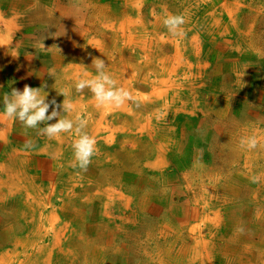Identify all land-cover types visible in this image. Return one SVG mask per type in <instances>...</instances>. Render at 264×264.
Masks as SVG:
<instances>
[{"label":"rangeland","instance_id":"rangeland-1","mask_svg":"<svg viewBox=\"0 0 264 264\" xmlns=\"http://www.w3.org/2000/svg\"><path fill=\"white\" fill-rule=\"evenodd\" d=\"M15 1L16 0H8L4 2H6L8 5H11ZM43 2H45V5L51 7L55 18L61 19V22L57 23L58 26L56 25V31H54L52 34L53 37L47 40L42 38L44 33L50 29H48V25L39 22H32V24H30V26L34 27V29L30 31L26 38L23 36V32L25 30L24 27L19 28V30L17 28H12L14 26L12 25L11 27L4 28L2 31H0V34H2L1 36L7 34L15 41V43L19 41V48L21 49L18 48L19 50L16 51L18 54L17 57L15 56L12 59L22 72L21 75L19 74L13 77L14 74H11L13 71L11 69V65L14 62L11 63L10 69L8 71L9 73L7 72L9 75L8 80L7 82L4 80L3 85H0V95L11 91L8 88V85L5 84L13 85V87H17L18 90H22L23 87L27 85L32 88H41L42 91L47 93L46 101L57 99L56 102L59 104L63 101L62 95H59L63 91L67 93L64 97V101L70 103L73 107L71 112L66 114L62 113V115H66L67 118L74 120L76 118H83L86 121V126L87 122H90L91 125L94 126L99 119V112H95L94 118H92L91 116H87V111H85L83 106H81L82 103H87L88 100H90V103H93L95 101L93 95L87 89L83 91L84 94L82 92L77 93L74 88V82L78 78H90L95 74V70L92 67V60L94 58H100L99 56L93 54L98 50L87 48L86 51L80 48L81 42H83L84 38L91 34L90 33L87 36H84V38L83 35L80 36V33L83 30H86V32L89 30V27H87L88 24L86 23V16H88V14L89 16H92V14H90L91 11L89 13L87 10L89 6L88 4L90 3H88V0H43ZM137 2H134L133 0L131 5L128 4L125 7H122L123 9L117 7V5L120 4L114 2L115 7L114 11H111V17L116 20L117 23L114 22L116 26L114 29H111L108 26L107 28L99 27L102 28L101 31L98 30L101 34L95 36V38L100 40L104 48H106L107 52L105 56L107 57L100 54V59L105 61L106 71H108L110 74L113 72H111L109 68V65L111 64L109 62L114 61L118 66L120 61L122 62L126 60L131 55L129 53L130 51L123 43L122 31L125 30L126 32V28H123L121 24L124 21V15L126 19L129 18L130 21L132 20V23L136 22L140 24L143 21L144 24H147L146 28L151 34L153 32L159 33L164 30L165 27L162 21L167 15L179 14L183 15L186 19L189 16H187L185 12L186 10L190 9V16L193 15V17L191 20L188 19V25L192 24L194 27L197 25V29L190 31V33L187 35L186 46H189L191 40L193 43L197 41L196 43L201 47L202 55L195 58V56H189L187 52H181V64L187 63L188 68L182 72L180 69H178L180 72L177 75L165 74L163 77L170 81L168 83L166 82L165 85L160 87L164 90L167 87L169 88L173 82H176L179 87L182 85L183 88L187 85H191L192 88H195L203 93V96L201 97L202 101H200L201 106L198 104V109L190 106L188 109L190 110L189 115L179 114L174 117L171 116L168 118L169 120L167 119L169 122L164 119V122L162 121L159 124L158 129L159 133L162 135L161 139H159L157 133L155 136H152L151 139H148V141L147 139L143 138V136H140L138 132L129 136L128 140V137L125 138L122 134H118L116 136V141L107 146L103 140H101L102 143H98V141H100L99 138H102L103 134L99 131V129L101 130L100 126H94V128L98 129L99 131L96 136H93L94 139L98 140L95 141L96 145L98 146L97 148L99 149L91 158V163L88 165L87 170L80 169L79 171L74 172L61 171L65 176L64 184L61 182L60 177H56L55 174L51 176L52 179L50 183L47 181L50 177H41L40 174H44V172L48 171L51 172L53 170L48 168L49 165L46 159L50 156L47 153L54 151L56 152L54 147H56L57 141L59 139L62 140L60 144L61 149L72 153V149L70 147L75 138L74 134L72 132L61 133L59 136L49 139L46 136L39 135L36 129H24L25 127H23L20 122H14L6 117L1 116L0 114V233L5 235L10 233V235H12L18 229L20 230L19 235L24 233H26V235L29 234L28 236L31 237L30 241H33V236L35 234V228L33 224L22 223V225H20L18 222L12 221L13 216L9 219L11 213L15 216L14 209H10L13 201L18 202V199H24V195H27V192H25V187L30 193V196L34 195V198L31 200L52 201L47 195H45L49 192L48 188H54L55 190L53 191L55 192L56 198H58L57 195L60 194V192L66 194H72L73 192L75 194H77V192L79 193L81 190L79 189L80 184L84 183L90 193L95 192V195H93L94 199H89L86 193H82V197L80 198L82 201L73 200L74 198H72L66 205V208L69 209V211H65L62 214L60 213V215L56 214V217L53 219V221H56L60 218L63 219L65 228L67 230L69 229L67 231V235L70 233V237L73 240H76L74 242L76 246H79L82 242L78 241V233H82V235L86 236L90 241L94 240L96 237V224L99 222V214H97V209L99 205L105 203V187L101 185V182L106 171H108L109 168H112L114 171H116L113 177L116 180L112 181L113 183L111 187L121 184L122 186H126L129 189L133 188L135 190L139 187H143L145 176H147L150 180L153 179L154 176L157 187L146 188L147 186L145 185L142 188V191L137 192L138 195L141 192L146 193V197L148 198V201H150L147 206L145 204L141 207V210H143L145 213L144 218L141 219V215L138 212L139 206L138 204H134V202L131 204L129 203L126 206V210L128 211L126 214H119L115 212L112 216L113 219H117L114 220L116 225L120 224L122 220L129 219L128 217L137 218V221H141L142 223L141 226H138L141 229H145V226L148 225L147 234L146 229L144 233L142 231L139 232L138 230L135 231L134 227H129L128 222L124 229L123 227L121 229H117L115 225L112 224L113 221H111L109 227H105L97 233L96 239H98L97 241H99L101 246L103 245L102 247L104 248L102 249H105V252H98L97 264H103V260L104 264H216L215 255L217 252L219 253V257L225 256L229 260L231 259V254H233V264H256L258 263L256 262V257L259 256V254H264V251H256L263 247L262 243L264 242V234H259L260 230H264V223H262L263 225L260 224L264 219L263 217L261 219V217L257 215H261L264 211V173H262L264 172V131H262L264 130V0H137ZM189 2H191V4ZM212 3L213 6H211ZM134 5H137V7ZM204 9L206 10L204 11ZM27 11L28 10L24 11L23 15L21 16V18L27 16L26 20H24L26 23H29L31 20H33L29 19V16H38V14L45 15L43 9L42 13H40V11L38 13ZM67 11H70V13L67 14ZM211 12H213L216 16V25L223 27L220 30L221 34L215 29L216 25L213 26L212 22L214 20L208 18V13ZM43 19L44 18H42L41 21H43ZM44 21H46V19H44ZM7 23L9 24L8 20ZM118 23L121 27H118ZM158 24L161 26H158ZM4 25H6V21L3 26ZM62 25L65 29L62 28ZM208 28H211L212 31L215 32L213 34L208 32ZM222 29L224 30L222 31ZM133 32L137 33L138 31L134 30ZM197 33L199 34L198 38H196ZM23 40L26 42H23ZM5 41L11 49L14 48L15 44L12 45L10 40L5 39ZM181 43L182 40H180V44ZM164 44L166 43H163L162 45ZM36 48H38V50ZM147 49L148 52H155V48L153 46H147ZM166 50L170 55L171 51L167 48ZM150 59L154 60L155 56L151 55ZM198 64L200 65V69L197 70ZM116 73L120 74L119 71ZM112 75L113 74H111V77ZM238 75L240 76L241 82L239 88L234 85V77L236 76L239 78ZM152 79L154 78L150 77V81L147 82L146 88L144 90H138L143 93H148L151 90L149 87H151ZM59 80L60 82H58ZM157 83L158 82L155 83L156 87H158ZM32 84H35V86ZM45 86L47 87L45 88ZM71 87H73L74 91ZM69 89H71L72 93L68 92ZM231 89L234 90L233 93ZM41 94L44 93L42 92ZM77 105L78 113L74 110V106L76 107ZM135 105L137 106L139 104ZM0 109L2 110V106H0ZM49 111H51V108ZM222 112L223 117L216 115V113L220 114ZM162 114L163 112L161 115ZM1 117H3V119ZM54 122L55 120L46 123ZM116 124L119 125L120 122H116ZM40 126L42 127L44 125ZM252 132L254 135L256 134L255 139L257 140V146L254 149L246 148V151L248 152L247 160V158L239 154L237 148L242 146L241 140H246L247 138L252 137ZM228 137L233 142L232 144H237L235 147L236 150L231 149L230 146L232 144L219 150L218 146L225 142L224 140H226ZM42 139L46 141L45 144L47 143L48 147V149H44V152L39 151L40 145L44 144L40 143L39 141ZM152 139L154 140L151 141ZM28 141H31L30 148L25 147V144ZM123 141H128V145H124ZM159 142H168L171 145V147L166 150L167 155L165 157L168 155L170 156L171 153L172 156H178L180 154L182 155V152H186L189 155L193 154L189 160V162H191L183 165L181 169L175 166L171 167L162 165V163H160L161 167H158L157 169L154 168L153 170L145 168L142 169L141 166L143 164L139 168L132 167L142 161V158H145V161H155L157 158V151L155 150L154 153V150H152V145L154 146V144L156 145ZM190 142H192L191 146ZM187 143L189 145H187ZM174 144L176 145L175 149L173 148ZM179 145L180 148L177 149ZM245 146L246 145L243 146V149ZM213 147L216 148L212 149ZM171 150L175 151L172 152ZM105 152L107 153V156L113 155V160H111L112 163L111 161L107 162L108 165H102V169V167L99 168V166L95 165L94 162H101L103 160L102 156L105 158ZM120 152H122V154ZM103 153H105V155ZM159 159L162 160L163 158L159 157ZM68 160V165H70L68 167L70 170H73L74 167L71 166L73 158H69ZM167 160V163L170 162V157H168ZM134 162L137 163L135 164ZM191 163H199V165H196V170L192 169L194 166ZM97 167L99 169H97ZM23 169L24 171H22ZM184 172L186 175H184ZM116 173L122 177L124 174H126L127 177L123 178L124 180H117ZM46 174L47 173L44 175ZM78 175L83 177V183L76 181V179L78 180L79 178ZM30 176L32 179L31 183L27 182V179ZM108 176H110V173ZM184 176H186V178ZM90 178L91 181H89ZM142 178L143 181L138 182ZM215 179H217L216 182H211V180L215 181ZM75 183L80 184L77 186V188L75 187L73 189L72 187ZM218 183L224 184V188L227 189L226 191L228 193H230V189H234L236 191V195L231 197L232 200L229 202L224 198L220 200L219 194H221V190L215 189V187L223 185H218ZM35 187H38V190L43 193L41 195L43 196L42 199L38 195V192L34 190ZM127 196L131 195L127 194ZM56 198L54 201L55 204L60 201ZM84 198H88L89 201H84ZM147 198L145 200H147ZM73 201H78V204L75 207L72 205ZM163 201H170V204H172V201H174V203L176 202L180 204L185 208V212H188L187 214L190 215L196 207L199 209V214L197 213L198 215H195L193 219L188 220L184 228L180 221L183 216L167 217V207L165 208L167 211H160L161 207L166 205V203ZM206 201L216 205L212 209L210 217L213 216V213H219V216L222 219V224L216 232V235L217 238H223L224 242L218 239L212 240L209 237L212 236L208 228L210 226L206 224L205 216L201 212L207 206L205 204ZM157 205L159 209H156ZM231 207L238 209L237 211L241 214L239 215L236 212L229 215L228 209ZM38 209L41 210V206ZM213 210L215 212H213ZM129 212H132V215L129 216ZM204 212L207 211L205 210ZM77 213L81 215L78 216L76 215ZM175 213H179L178 208H176V211H174V214L172 215H175ZM187 214H184V216H189ZM200 214L203 215L201 216ZM161 216H164L163 222H167L166 217L173 220L174 226L179 228L178 231L173 233L176 236L174 237L170 235L169 233H171V231L169 229H167L166 232L159 231L160 229H157V231L160 232V235L158 233L155 234L154 237L153 235L145 237L144 235H149L154 232L152 227L156 229L155 224L157 220L161 222L162 218H159ZM240 220H242V228H240V231H235V228H237L235 227L236 223ZM47 224L48 223H46V225ZM187 224L189 226H187ZM29 226L31 227L29 228ZM150 226L151 228H149ZM48 227L49 226L47 225V228ZM11 228L14 230L10 231ZM30 229L32 230L31 232ZM191 229L192 233L189 234ZM234 231L236 233H240L242 239L241 242H235L234 240L227 241L224 239V235H231ZM188 234L190 235V238H188ZM136 235H138L139 238L136 237ZM165 236L171 240H165ZM20 237L22 238L23 236L20 235ZM133 238H136L137 240H134ZM153 239H156L154 241L155 244L153 243ZM202 241L204 242L203 247L205 246L206 249H203L202 245L199 243ZM212 242H214L216 245L215 248L212 247ZM167 243L169 245H167ZM170 244H174L175 248L168 250ZM226 244H228L227 251L223 252V247ZM101 246H97L98 249H101ZM10 247L11 245L6 243V241H3L2 239L0 240L1 252L4 250V248L8 249ZM246 247H248L249 250H246ZM211 249L213 250L211 251ZM13 251H15V253L9 252L11 255L10 259L12 261H17L18 259L19 262L21 259H24L23 255H21L22 252L19 254L18 258L16 257L15 254L19 251V249H14ZM29 252L31 253V259H34L33 256L35 255H33L31 251ZM57 252L60 255H66L68 250L65 248V253H63L62 250L57 249ZM57 252L55 251L54 253L53 257H55V260H53V262H57L56 258L59 257L56 255ZM226 252L228 254L224 255L223 253ZM167 255L168 257H166ZM43 256L44 254L37 256L38 259L40 257L39 260L41 264H44L42 263V258L44 259ZM107 256H112L111 260L108 261ZM194 258H196L195 262L193 261ZM17 263L15 262L14 264ZM78 263L80 264V260L71 262V264ZM0 264H3L1 260ZM4 264H6V262H4Z\"/></svg>","mask_w":264,"mask_h":264},{"label":"bare ground","instance_id":"bare-ground-1","mask_svg":"<svg viewBox=\"0 0 264 264\" xmlns=\"http://www.w3.org/2000/svg\"><path fill=\"white\" fill-rule=\"evenodd\" d=\"M27 1V0H26ZM25 0H22L21 3L24 4L26 2ZM36 4H38L37 0ZM91 1V0H90ZM88 0V8L87 10L91 11L90 14H92V16H86L87 17V21L86 23L88 24L87 27H89L86 32V30H83L80 33V36L83 35L88 37L84 38L83 42H81L80 48H82L83 50L87 51V48H91L92 50H98L96 51V53H93L96 56H100V54H102L103 56L106 55V48H104V46L102 45V42L100 40H98L97 38H95V36L101 34L99 31L102 30V28L99 27H104L107 28L110 27L111 29H114V27L116 26V24L114 22H116V20L114 18L111 17L112 13L111 11H114V2L118 3L120 5H117V7L122 8L125 7L126 5L133 3V0H92L90 2ZM142 1V0H141ZM86 2V1H85ZM134 2H137V0H134ZM152 2V1H151ZM173 2V1H172ZM181 2V1H180ZM179 2V3H180ZM41 3V2H40ZM138 3V2H137ZM191 4V2H189ZM27 4V3H26ZM24 4V5H26ZM135 4V3H134ZM141 4V3H140ZM139 4V5H140ZM147 4V3H146ZM185 4V3H183ZM182 4V5H183ZM28 5V4H27ZM113 7H112V6ZM145 5V4H144ZM197 5V4H196ZM31 6V5H30ZM41 6V5H39ZM87 6V5H86ZM137 7V5H134ZM213 6V3L212 5ZM38 8V6H36ZM177 7V6H176ZM41 8L43 9V11L45 12V15L42 14H38V16H29V19H33L31 20L29 23L25 22L24 20H26L27 16H24L23 18H21V16L23 15L20 14L18 16H16L13 13H10L11 15L13 14L14 16L11 17L8 22L9 24L6 22V25L3 26L2 24V20H0V31H2L4 28H8L11 27L12 25H14L12 28L14 29H19V28H23L24 27V32H23V36L26 38L27 35H29L30 31L34 29V27L30 26V24H32V22H36V23H43L45 25H48V31H46L44 33V35L42 36V38H45L46 40L53 37L52 34L54 33V31H56V25L58 26V22H61L60 18H55L54 13L52 12L51 7L47 6L44 4V6H41ZM33 9V8H31ZM40 9V7H39ZM123 9V8H122ZM140 9V8H139ZM138 9V10H139ZM11 10V9H10ZM30 10V9H29ZM166 10V9H165ZM206 9H204L205 11ZM7 11V10H6ZM63 11V10H61ZM167 11V10H166ZM139 12V11H138ZM203 12V11H202ZM6 13V12H5ZM67 14L70 13V11L66 12ZM121 13V12H120ZM133 13V12H132ZM136 13V12H135ZM18 14V13H17ZM123 14V13H122ZM131 14V13H130ZM140 14V13H139ZM185 14L187 16H189L188 18L185 19V24L182 26L183 27V32L184 35L182 37H176L171 35L168 30L166 28H164V30L162 32H153V33H149V30H147L146 25L144 24V22L142 21V23L138 24V23H132V20L130 21L129 18H125L124 15V21L121 24V26L123 28H126V32L125 30L122 31V37H123V43L126 45L127 49L130 51L129 53L131 54L126 60L124 61H120L119 65L117 66L116 63L113 62H109L111 63L109 66L110 70H111V74L112 78L116 81V85L117 87H122L125 90H127L130 94L131 100L130 101H126L124 104H122L119 107H113V106H109V105H104V106H99L97 104L96 101H94L93 103H90V100L87 101V103H82L81 106H83V108L85 109V111H87V116H91L92 118H94V113L95 112H99V119L97 121V123L94 126H100L101 130L99 129V131L103 134L102 138H99L101 142V140H103L105 142V145L109 146L111 145L112 142L116 141V136L118 134H122L125 138H127V140L129 139V136L133 135L134 133L138 132L140 136H143V138L147 139H151L152 136H155L156 133L159 136V139H161L162 135L161 133H159L158 129H159V124L166 119L167 122H169L168 118L171 116H177L179 114L182 115H189L190 114V110L189 107L192 106L194 108H199L201 97L203 96V93H201V91L192 88L191 85H184L186 87H182V85L176 84V82H173L170 87L166 89H161L160 86H163L166 84V82L168 83L170 80H166L163 76L165 74H169V75H177L180 71H184L188 68V64L187 63H183L181 64L180 61V53L181 52H187L189 56H195V58H197V56H201L202 52H201V47L200 45H198L196 42L193 43V41L189 40V46H186V40H187V35L190 33V31H193L194 29H197V25H188V19L191 20L193 15H191L190 9L186 10ZM195 14V12H194ZM229 14V13H228ZM127 15V14H126ZM133 15V14H132ZM16 16V17H15ZM39 16H43V17H39ZM119 16V15H118ZM117 16V18H118ZM138 17V16H137ZM141 17V16H139ZM44 18L46 19V21H41V19ZM122 18V17H121ZM148 18V17H147ZM200 18V17H198ZM208 18L214 20L212 22L213 26L216 25L215 23V18L216 16L214 15L213 12L208 13ZM14 19V21H13ZM142 20V19H141ZM150 20V19H149ZM17 21V24H16ZM134 21V20H133ZM162 21V20H161ZM160 21V22H161ZM206 21V20H205ZM139 22V21H138ZM141 22V21H140ZM5 23V22H3ZM117 23V22H116ZM195 23V22H194ZM119 24V23H118ZM132 25V26H131ZM205 25V24H204ZM120 24L118 27H121ZM131 26V27H130ZM158 26H161L158 24ZM203 26V25H202ZM117 27V28H118ZM139 27H143V28H139ZM150 27V26H149ZM165 27V26H164ZM207 27V26H206ZM62 28H64V26L62 25ZM135 28V29H134ZM221 26L216 25L215 29L220 33L221 30ZM156 29V28H155ZM159 29V28H158ZM162 29V28H161ZM20 30V29H19ZM93 34H92V31ZM99 30V31H98ZM136 30L138 31L137 33H134L133 31ZM152 30V29H151ZM206 30V29H203ZM224 29H222L223 31ZM65 31V30H62ZM95 31V33H94ZM108 31V30H107ZM154 31V30H153ZM114 32V31H113ZM133 32V33H132ZM208 32L210 33H214L212 31L211 28H208ZM22 33V32H21ZM104 33V32H103ZM111 33V32H110ZM217 34V33H216ZM221 34V33H220ZM2 34H0L1 36ZM106 35V34H105ZM104 35V36H105ZM114 35V33H113ZM112 35V36H113ZM135 35V36H134ZM206 35V34H204ZM111 36V35H110ZM121 37V36H120ZM199 37V34H196V38ZM11 39V38H10ZM101 39V38H100ZM107 39V38H105ZM114 39V38H113ZM180 40H182V43L180 44ZM195 40V39H194ZM105 41V40H104ZM23 42H26L25 40H23ZM112 42V41H111ZM116 42V41H115ZM114 43V42H113ZM163 43H166L164 45H162ZM18 45L19 44H15L14 48L11 49L5 41V38L0 37V85H3L4 80H8V71L10 69V65L13 61L12 58H14L15 56L17 57V53L16 51L21 49H18ZM112 45V44H111ZM119 45V44H118ZM166 45V46H165ZM188 45V44H187ZM147 46H153L155 48V52L151 53L150 51L148 52ZM170 46V47H169ZM47 47V46H46ZM172 47V48H171ZM112 48V47H111ZM119 48V47H118ZM117 48V49H118ZM167 49H169L171 51V54L169 55L167 52ZM32 49V47H31ZM38 50V48H36ZM40 49V48H39ZM42 49V48H41ZM116 49V50H117ZM85 51V52H86ZM90 51V50H88ZM111 51V50H110ZM109 51V52H110ZM165 51V52H164ZM81 54V53H80ZM85 54V53H84ZM122 55V54H121ZM154 55L155 59L152 60L150 59V56ZM112 56V55H111ZM84 57V56H83ZM107 57V56H105ZM179 57V60H178ZM82 58V57H81ZM115 58V57H114ZM135 58V59H134ZM71 59V58H70ZM110 59V58H107ZM118 59V58H117ZM79 60V59H78ZM113 60V59H110ZM115 60V59H114ZM179 61V62H178ZM187 61V60H186ZM68 62V61H67ZM117 62V61H116ZM80 63V62H79ZM78 63V64H79ZM64 65V64H63ZM75 65V64H73ZM79 66V65H77ZM81 67V66H79ZM57 68V67H56ZM66 68V67H65ZM84 68V67H82ZM60 69V68H59ZM180 69V71L178 70ZM200 69V65H197V70ZM53 70V69H52ZM57 70V69H56ZM117 71L120 72V74L116 73ZM8 72V73H7ZM108 72V71H107ZM44 73V72H43ZM42 73V74H43ZM49 73V72H48ZM58 73V72H57ZM56 73V74H57ZM47 74V73H46ZM54 74V72H53ZM110 74V73H109ZM110 74V75H111ZM190 74V73H189ZM4 75V76H3ZM17 76V75H16ZM50 76V75H49ZM54 76V75H53ZM57 76V75H56ZM239 76V75H238ZM14 77V76H13ZM42 77V76H41ZM51 77V76H50ZM79 77V76H78ZM150 77H153L154 79L151 80V87H149L151 90L148 93H143L138 89H145L146 88V84L147 82L150 81ZM6 78V79H4ZM56 78V77H55ZM54 78V79H55ZM235 78V82L234 85L237 86V88H239L240 85V76L238 77H234ZM45 79V78H44ZM50 79V78H49ZM52 79V78H51ZM185 79V78H184ZM57 80V79H56ZM192 80V79H191ZM52 81V80H51ZM55 81V80H54ZM62 81V80H61ZM201 81V80H200ZM43 82V81H42ZM60 82V80L58 81ZM63 82V81H62ZM157 83L158 87L155 86V83ZM66 83V82H65ZM50 84V83H49ZM54 84V82H53ZM64 84V83H63ZM8 85V84H5ZM33 85V84H32ZM42 85V84H41ZM45 85V84H44ZM65 85V84H64ZM35 86V84L33 85ZM67 86V85H66ZM71 86V85H69ZM47 86H45L46 88ZM56 87V86H55ZM73 90V87H71ZM48 89V88H47ZM60 89V88H59ZM65 89V88H64ZM232 93L234 92L233 89ZM61 91V90H60ZM74 91V90H73ZM48 92V91H47ZM55 92V91H54ZM72 93V92H71ZM83 93V92H82ZM205 93V92H204ZM59 94V93H58ZM84 94V93H83ZM53 95V94H52ZM57 95V94H56ZM72 95V94H71ZM75 95V94H74ZM82 95V94H81ZM47 96V95H46ZM79 96V95H78ZM87 96V95H86ZM89 96V95H88ZM194 96V97H193ZM58 97V96H57ZM55 97V98H57ZM63 97V96H62ZM72 97V96H71ZM205 97V96H204ZM61 98V97H59ZM49 99V98H48ZM66 99V98H65ZM71 100V99H70ZM93 100V99H92ZM179 100V101H178ZM57 101V99H56ZM59 101V100H58ZM76 101V100H75ZM84 101V100H83ZM61 102V101H60ZM77 102V101H76ZM86 102V101H85ZM79 103V102H78ZM177 103V104H176ZM179 103V104H178ZM60 104V103H59ZM75 104V103H74ZM80 104V103H79ZM135 104H139V105H135ZM199 104V105H198ZM73 107V106H72ZM77 108V110H76ZM74 110L78 113V105L75 107L74 106ZM83 112V111H82ZM163 112V114L161 115V113ZM76 113V114H77ZM81 115V114H80ZM83 115V114H82ZM217 116L219 117H223V112L218 114L216 113ZM79 116V115H78ZM210 116V115H209ZM4 117V116H3ZM3 117H1L3 119ZM182 117V116H181ZM75 118V117H74ZM85 118V117H84ZM86 119V118H85ZM168 119V120H167ZM92 120V119H91ZM92 122V121H91ZM116 122H120L119 125L116 124ZM164 122V121H163ZM180 122V121H179ZM12 123V122H11ZM182 123V122H181ZM1 125V124H0ZM103 125V126H102ZM224 125V124H223ZM10 126V125H9ZM94 126L91 125L90 122H87V126L85 128V132H87L91 137L96 136L98 134V129L94 128ZM43 127V126H42ZM223 127V126H222ZM8 128V127H7ZM178 128V127H177ZM26 129V128H24ZM185 129V128H184ZM179 130V129H178ZM21 131V130H20ZM38 131V130H37ZM264 131V130H262ZM24 132V131H23ZM31 132V131H30ZM177 132V131H176ZM187 132V131H185ZM36 133V132H35ZM257 133V132H256ZM100 134V133H99ZM8 135V134H7ZM38 136V135H37ZM245 136V135H244ZM178 137V135H177ZM231 137V136H230ZM252 137L256 138V134L254 135V133L252 132ZM262 137V136H261ZM32 138V137H31ZM225 138V137H224ZM233 138V137H232ZM260 138V137H259ZM29 140V139H28ZM154 139H152L151 141H153ZM234 140V139H233ZM40 143H44L41 144L39 147V151H43L44 149L47 148V143L45 144V140H39ZM225 142L222 143L221 141V145L218 146V149L221 150L225 147L230 146L233 142L230 140V138H226V140H224ZM8 142V141H7ZM13 142V141H12ZM33 142V141H32ZM62 140H58L57 141V145L55 148L56 152H51V153H47L49 154V158H47L46 160L48 161V168L49 169H53L51 172H44L47 173L46 175L44 174H40L41 177H50L49 183L51 182V179L53 176V174L56 175V177H60L61 182L65 181V176L64 173L62 174V172H74V171H79L80 169L74 168L73 170H70V168L68 166V159L69 158H73L72 157V153H70L67 150H62L61 149V144ZM102 143V142H101ZM16 144V143H15ZM124 145H128V141H123ZM177 144V143H176ZM9 145V144H7ZM36 145V144H35ZM33 145V146H35ZM50 145V144H49ZM99 145V144H98ZM187 145H189L187 143ZM186 145V147H187ZM192 145V142H190V146ZM242 145V144H241ZM237 146L236 143L232 144L230 147L231 149H235V147ZM242 145L241 147L237 148V151H239V154L244 156L245 158H247L248 160V152L246 151V146L243 149ZM7 147V146H5ZM9 147V146H8ZM98 146L96 145V151L99 149L97 148ZM171 147L170 143L168 142H164V143H157L156 145L154 144V146L152 145V150L157 151V158L154 161H145V158H142V161H140L138 164H135L132 167L135 168H139L142 164V169H149V170H153L154 168H158L161 167L160 163H162V165H167V166H171V167H178L179 169H181L183 167V165H186L187 163H190V157L191 155H189L186 152H182V155H171L165 157L167 155L166 150H168ZM176 145H173V148L175 149ZM217 147V145H216ZM216 147H213L212 149H215ZM19 148V146H18ZM71 148V147H70ZM69 148V149H70ZM180 148V145L177 149ZM25 149V148H24ZM195 149V148H194ZM193 149V150H194ZM236 150V149H235ZM9 151V150H7ZM11 151V150H10ZM28 151V150H27ZM172 151V150H171ZM175 151V150H173ZM172 151V152H173ZM36 152V151H35ZM48 152V151H47ZM104 152V151H103ZM197 152V150H196ZM106 153V152H105ZM105 153H103L105 155ZM122 154V152H120ZM181 153V152H180ZM192 153V152H191ZM200 153V152H198ZM5 154V153H4ZM8 154V153H7ZM21 154V152H20ZM25 154V153H24ZM117 154V153H115ZM12 155V154H11ZM23 155V153H22ZM36 155V154H35ZM97 155V154H96ZM161 155V156H160ZM198 155V154H197ZM196 155V157H197ZM261 155V154H260ZM6 156V155H5ZM25 156V155H24ZM47 156V155H46ZM172 156V159H171ZM227 156V155H226ZM264 156V155H263ZM98 157V156H97ZM159 157L163 158L162 160L159 159ZM165 157V158H164ZM168 157H170V162L167 163V159ZM212 157V156H211ZM257 157V156H256ZM103 160L100 162H94L95 165L99 166V168L110 162L111 160H113V155L111 156H107V153L105 155V158L102 156ZM226 158V157H225ZM244 158V159H245ZM261 158V157H260ZM210 159V156H209ZM9 160V159H7ZM99 160V159H98ZM105 160V162H104ZM205 161V160H204ZM253 161V159H252ZM9 162V161H8ZM112 163V161H111ZM226 163V162H225ZM17 164V163H16ZM192 164V163H191ZM194 166V168H192L193 170H196V165H199V163L196 164H192ZM26 166V165H25ZM131 166V165H130ZM68 167V168H67ZM108 167V166H106ZM226 167V166H225ZM10 168V167H8ZM16 168V167H15ZM56 168V169H55ZM67 168V169H66ZM97 167V169H99ZM188 168V167H187ZM186 168V169H187ZM198 168V167H197ZM251 168V167H250ZM72 169V168H71ZM105 169V168H104ZM1 170V169H0ZM4 170V169H2ZM87 170V169H86ZM177 170V169H176ZM264 170V169H263ZM24 171V169L22 170ZM27 171V170H26ZM62 171V172H61ZM252 171V170H251ZM53 172V173H52ZM116 171H114L112 168H109L108 171H106V173L103 176V180L101 182V185L105 187L104 189V201L105 203H102V205H99L98 209H97V214H99L98 219L99 222L96 224L97 228H96V237L94 238V240H88V238L84 235L79 234L78 237V241H82L80 243L79 246H76V244H74V242L76 240H73L70 237V233L67 235V230L65 228L64 225V221L63 219H58L56 221H53V219L56 217V214L60 213H64L65 211H69V209H67L66 205L68 204V202L74 198L73 200H81L80 198L82 197V193H86L89 197V199H94L93 195H95V192H89L87 190V186H85V184L83 183V177L81 175H78V180L76 179L77 182L83 183H75L74 186L72 187L73 189L80 184L79 189H81L79 191V193L77 192V194H75L74 192L72 194H66V193H61L57 195L58 198H56L55 196V192L53 190H55L54 188L50 187L49 192L45 195L48 196V198H50L52 201H36V200H31L32 198H34L32 196H30V193L28 192L27 188L25 187V192H27V195H24V199H18V202H14L12 203L10 209H14L15 211V216L11 213L9 219L13 216L12 221L18 222L20 225H22V223H26V224H33L34 225V236H33V241L31 242L30 239L31 237L28 236L29 234L26 235V233L24 234H20L21 236H23L22 238L19 235L20 230H16L12 235H10V233L8 234H2L0 233V240L2 239L3 241H6V243H8L9 245H11L10 248L5 249L1 252L0 250V260L3 262H6V264H14L17 261H12L10 259L11 255L9 254V252L15 253V251H13L14 249L18 250V252H16V257L18 258L19 254L21 253V255H23L24 259H21L17 264H41L40 263V257L39 259L37 258L38 255L40 254H44V259L42 258V263L44 264H71L72 261H76V260H80V264H97V256H98V252H105V249H102L104 247L101 246V244L99 243V241H97V233L98 231H100L101 229H104L105 227H109V224L112 222V224L115 225V227L117 229H121L127 225V222L129 224V227H134L135 231H139V232H145L146 229V234H147V226H145V229H141L138 226H141L142 223L141 221H137V218H131L128 217L129 219L126 220H122L120 224L116 225L114 220L117 219H113V214L119 213V214H126V212H128L126 210V206L132 202H134V204H138L139 206V210L138 212L140 213V217L141 219L144 218V211L141 210V207L144 206L148 203H150V201H148V198L146 197V193L141 192L138 195V191H142L143 187L146 185V188H154L157 187L156 186V182H155V177L153 176V179H149L147 176L144 177V182H143V187H139L137 189H129L126 186H122L121 184L116 185L114 187L112 186V181H115L116 179H114V173ZM11 173V172H10ZM85 173V171H84ZM110 173V176H108V174ZM180 173V172H179ZM256 173V172H255ZM260 173V172H259ZM264 173V172H262ZM70 174V173H69ZM96 174V173H95ZM152 174V173H151ZM184 175L185 172H184ZM12 176V175H11ZM22 176V175H21ZM28 176V175H27ZM127 175L124 174V176L122 177L121 175H119L118 173H116V178L117 180L126 178ZM186 178V176H184ZM21 178V177H20ZM92 178V177H91ZM91 178L89 179V181H91ZM94 178V177H93ZM212 178V177H211ZM23 179V178H22ZM58 179V178H57ZM56 179V180H57ZM73 179V178H72ZM88 179V178H87ZM106 179V180H105ZM177 179V178H176ZM213 179V178H212ZM219 179V178H218ZM232 179V178H231ZM31 176L28 177L27 182L31 183ZM45 180V178H44ZM55 180V179H54ZM161 180V179H160ZM172 180V179H171ZM226 180V179H225ZM14 181V180H13ZM83 181V182H82ZM143 178L140 179L138 182H142ZM175 181V180H174ZM209 181V180H208ZM217 179H215V181L211 180V182H216ZM75 182V181H74ZM219 182V181H218ZM230 182V181H229ZM42 183V182H41ZM20 184V183H19ZM217 184V183H216ZM234 184V183H233ZM264 184V182H263ZM32 185V184H31ZM218 185H223V186H216L215 189H219L221 190V194H219L220 200H222L223 198L228 200V202L230 200H232V196L236 195V191L234 189H230V193H228L226 190V188H224V184L222 183H218ZM55 187V186H54ZM205 187V186H204ZM41 188V187H40ZM145 188V189H146ZM42 189V188H41ZM13 190V189H12ZM36 192H38V195L41 197V199L43 198V196H41L43 193L38 190V187H35L34 189ZM181 190V189H180ZM201 190V189H200ZM71 191V190H70ZM126 191V192H125ZM149 191V190H148ZM182 191V190H181ZM218 191V190H217ZM63 192V191H62ZM68 192V190H67ZM210 192V190H209ZM70 193V192H69ZM130 194L131 196H127V194ZM33 194V193H32ZM62 194V195H61ZM212 194V193H211ZM197 195V194H196ZM210 195V194H209ZM18 196V195H17ZM213 197V196H212ZM239 197V196H238ZM55 198L58 201L57 204L54 203ZM147 198V200H145ZM45 199V198H44ZM47 199V198H46ZM88 198H84V201H89ZM234 199V198H233ZM258 199V198H257ZM38 200V199H37ZM169 200V199H168ZM217 200V199H216ZM82 201V200H81ZM197 201V200H196ZM11 202V201H10ZM164 203H166L165 206H162L160 211L162 210V212L167 211V217H174V216H183L180 221H181V225L186 226V223L188 220L193 219V217H195V215L199 214V209L195 207L194 211L192 212V214H187L185 212V208L182 207L180 204L178 203H174V201H172V204H170V201H163ZM178 202V201H177ZM225 202V201H224ZM78 204V201H73L72 205L75 207ZM205 204L207 205L206 208H204L203 211H201L206 219V224L209 225L210 227L209 230L212 234V236H209L212 240H223V238H217V231L220 228L221 224H222V219L218 214L213 213V216L210 217V213L212 211V209L216 206L213 203H210L208 201L205 202ZM223 204V203H222ZM70 205V206H72ZM163 205V204H162ZM193 205V202H192ZM220 205V204H219ZM41 206V210H39L38 208ZM72 206V207H73ZM161 206V205H160ZM171 206V207H170ZM228 206V205H227ZM49 207V210H48ZM167 207V210L165 209ZM189 207V206H188ZM70 208V207H69ZM163 208V209H162ZM176 208H178L179 213L175 215L174 211H176ZM145 209V208H144ZM156 209H159L158 205L156 206ZM207 212H204V211ZM238 209L236 208H229L228 209V214H234L237 212V214H241L240 212L237 211ZM255 210V209H254ZM153 211V209H152ZM192 211V210H191ZM48 212V213H47ZM213 212H215L213 210ZM161 213V212H160ZM198 213V214H197ZM264 214V212H262ZM70 214V213H69ZM129 216L132 215V212L128 213ZM184 214L189 215V216H184ZM202 214V215H203ZM64 215V214H63ZM76 215H81V214H76ZM165 215V214H164ZM201 215V214H200ZM201 215V216H202ZM243 215V214H242ZM260 216V214H257ZM70 216V215H69ZM61 217V216H60ZM83 217V215H82ZM138 217V216H137ZM166 217V221L167 222H163L164 220V216H161L159 218H162L161 222L157 220L155 226L156 229L154 227L153 230L154 232H152L149 235H144L146 236H151L155 234L160 235V232L157 231V229L159 231H165L167 229H169L171 231V233H169L172 236H176L173 233L178 231L179 228L174 226V222L171 219H168ZM261 219L264 216H260ZM67 218V217H66ZM139 218V217H138ZM202 218V217H201ZM77 219V218H76ZM113 219V220H112ZM157 219V218H156ZM78 220V219H77ZM241 221H237L236 226L237 228H235V231H240V228H242V224ZM262 221V220H261ZM75 222V221H74ZM143 222V221H142ZM46 223H48L47 225L49 226L47 228ZM155 223V222H154ZM196 223V222H195ZM198 223V222H197ZM264 223V220L260 223L262 224ZM15 224V223H13ZM140 224V225H139ZM235 224V223H234ZM70 225V224H69ZM78 225V224H77ZM178 225V224H175ZM263 225V224H262ZM182 226V227H183ZM187 226H189L187 224ZM25 227V226H24ZM31 226H29L30 228ZM68 227V226H67ZM70 227V226H69ZM179 227V226H178ZM73 228V227H72ZM151 228V226L149 227ZM133 229V228H132ZM14 230L13 228L10 229ZM185 230V229H184ZM200 230V229H199ZM260 230V229H259ZM29 231V229H28ZM32 230L30 229V232ZM224 231V230H223ZM232 231V230H231ZM233 232L231 235L226 234L224 235V239L225 240H234L241 242V235L240 233H236ZM26 232V230H25ZM200 232V231H199ZM178 233V232H177ZM182 233V232H181ZM188 233V232H187ZM192 233V229L190 230L189 234ZM205 233V232H204ZM33 234V233H32ZM187 235L188 238H190V235ZM200 234V233H199ZM198 234V235H199ZM221 234V233H220ZM224 234V233H222ZM259 234H264V230H260ZM178 235V234H177ZM197 235V236H198ZM229 235V236H228ZM157 236V235H156ZM208 236V235H207ZM222 236V235H221ZM136 237L139 238L138 235H136ZM200 237V236H199ZM179 238V237H178ZM206 238V237H205ZM134 240H137L136 238H133ZM165 240H171L169 239L167 236L164 237ZM107 240V239H106ZM133 240V241H134ZM147 240V239H146ZM156 239H153V243ZM164 240V241H165ZM205 240V239H204ZM101 241V240H100ZM207 241V240H206ZM177 242V241H176ZM103 243V241H102ZM107 243V242H106ZM105 243V244H106ZM161 243V240H160ZM163 243V242H162ZM184 243V240H183ZM202 245V248L204 249L205 246L203 247V241L199 242ZM213 245L212 247L215 248L216 245L214 244V242H212ZM261 243V242H260ZM259 243V244H260ZM155 244V243H154ZM165 244V243H164ZM99 245L101 246V249H98ZM135 245V244H134ZM167 245H169L167 243ZM191 245V244H190ZM206 245V242H205ZM208 245V242H207ZM251 245V244H250ZM263 247L259 250L256 251H264V242L262 243ZM75 246V247H73ZM98 246V247H97ZM197 246V245H196ZM2 247V246H1ZM185 247V246H184ZM211 247V246H209ZM227 247L228 244H226L223 247V252L227 251ZM233 247V246H232ZM3 248V247H2ZM65 248L68 250V253L66 255H60L57 252V249L62 250L63 253H65ZM113 248V247H112ZM175 245L174 244H170L169 249H174ZM208 248V247H207ZM73 249V250H72ZM189 249V248H188ZM206 249V248H205ZM213 249H211L212 251ZM246 250H249L248 247H246ZM31 251L34 257V259H31V253L29 252ZM55 251L57 252L56 255L59 256L57 257V262H53V260H55L54 253ZM146 251V250H145ZM158 251V250H157ZM173 251V250H172ZM200 251V250H199ZM202 251V250H201ZM116 252V251H115ZM130 252V251H129ZM166 252V251H165ZM164 252V253H165ZM171 252V251H170ZM217 252V251H216ZM245 252V251H244ZM153 253V252H152ZM172 253V252H171ZM208 253V252H207ZM231 253V252H230ZM38 254V255H37ZM132 254V252H131ZM159 254V253H158ZM204 254V253H203ZM224 255L228 254L223 253ZM245 254V253H244ZM37 255V256H36ZM121 255V254H120ZM183 255V254H182ZM207 255V254H206ZM240 256V255H239ZM112 256H107L108 261L111 260ZM168 257V255L166 256ZM187 257H188V252H187ZM210 257V256H209ZM243 257V256H242ZM118 258V257H117ZM120 258V257H119ZM230 260L225 257V256H221L219 257V253L217 252L215 255V259H216V264H233V254H231L230 256ZM157 259V258H156ZM235 259V258H234ZM241 259V258H240ZM239 259V260H240ZM106 260V259H105ZM244 260V259H243ZM107 261V262H108ZM173 261V260H172ZM177 261V259H176ZM193 261H196V258L193 259ZM236 261V260H235ZM120 262V261H119ZM211 262V261H210ZM256 264H263L264 263V254H259V256L256 257ZM104 264V260L102 262ZM79 264V263H78ZM160 264V263H159ZM168 264V263H167ZM215 264V263H214ZM236 264V263H235ZM252 264V263H250Z\"/></svg>","mask_w":264,"mask_h":264},{"label":"clouds","instance_id":"clouds-1","mask_svg":"<svg viewBox=\"0 0 264 264\" xmlns=\"http://www.w3.org/2000/svg\"><path fill=\"white\" fill-rule=\"evenodd\" d=\"M162 23L171 35L176 37L184 35L182 26L185 24V17L183 15L169 14ZM92 67L95 70L94 75L90 78H78L74 82L77 93H81L85 89L89 90L99 106L119 107L131 100L129 92L122 87H117L116 81L106 71L103 59L94 58ZM42 92L44 94H41ZM68 92L70 93L71 89ZM66 94L63 91L59 94L63 96V101L57 104L55 99L46 101L47 93L41 88H32L27 85L22 90L12 88L10 92L0 96L2 115L14 122H20L26 129L38 130L39 135L49 139L55 138L61 133L72 132L75 138L71 145L73 157L71 166L86 170L96 152V141L84 131L86 121L83 118L74 120L62 115V113L66 114L72 111V105L64 101ZM50 108L51 111H49ZM53 120H55L54 123H46ZM241 144L246 145L248 149H254L257 146V140L254 137H249L246 140H241ZM25 147L30 148L31 141L26 142Z\"/></svg>","mask_w":264,"mask_h":264},{"label":"crops","instance_id":"crops-1","mask_svg":"<svg viewBox=\"0 0 264 264\" xmlns=\"http://www.w3.org/2000/svg\"><path fill=\"white\" fill-rule=\"evenodd\" d=\"M4 1H8V0H0V19L2 20V24H4L3 22H7V20H9L11 17H13L14 15L13 14H15L16 16H18V15H20V14H22V13H24V11H26V10H28L27 12H35V13H38L39 11H40V13H42V8H41V6H44V3L45 2H43V0H37V2H38V4L39 5H41V6H39V5H37L36 4V1H34V0H25L26 2L24 3V4H26V5H23L22 3H21V1L22 0H16L13 4H11V5H8V4H6V2H4ZM11 1V0H10ZM41 2V3H40ZM31 5V6H30ZM36 6H38V8L40 7V9H38ZM31 8H33V9H31ZM34 8H35V10H34ZM11 9V10H10ZM30 9V10H29ZM7 10V11H6ZM6 12V13H5ZM14 12V13H13ZM10 13H13L12 15H9ZM18 13V14H17ZM15 16V17H16ZM13 21H14V19H13ZM15 22V21H14ZM16 24H17V21H16ZM9 34V33H8ZM0 37H2V36H0ZM3 38H5V39H8V40H10V43L13 45V44H19V41L17 42V43H15V41L9 36V35H7V34H4L3 35ZM11 38V39H10ZM19 46V45H18ZM19 48V47H18ZM11 69L13 70L12 72H11V74H14L13 76H15V75H21L22 74V72H21V69L18 67V65L17 64H15V62L11 65ZM26 72V71H25ZM4 76V75H3ZM11 76V75H10ZM8 88L11 90L12 88H15V89H18L17 87H13V85H9L8 84ZM0 96H2V95H0ZM2 112H3V109L1 110L0 109V114H1V116H3L2 115ZM22 193V192H21ZM264 212V211H263ZM260 216H264V214L262 213Z\"/></svg>","mask_w":264,"mask_h":264}]
</instances>
